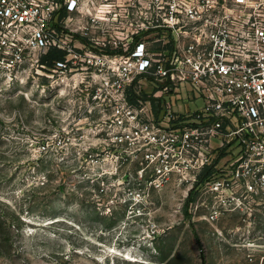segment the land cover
<instances>
[{"label": "built area", "instance_id": "built-area-1", "mask_svg": "<svg viewBox=\"0 0 264 264\" xmlns=\"http://www.w3.org/2000/svg\"><path fill=\"white\" fill-rule=\"evenodd\" d=\"M51 48L112 107L106 137L151 186L198 188L213 165L207 190L264 193V0H0V66Z\"/></svg>", "mask_w": 264, "mask_h": 264}, {"label": "rangeland", "instance_id": "rangeland-1", "mask_svg": "<svg viewBox=\"0 0 264 264\" xmlns=\"http://www.w3.org/2000/svg\"><path fill=\"white\" fill-rule=\"evenodd\" d=\"M44 54L0 66V264H264V193L151 186L96 87Z\"/></svg>", "mask_w": 264, "mask_h": 264}, {"label": "trees", "instance_id": "trees-1", "mask_svg": "<svg viewBox=\"0 0 264 264\" xmlns=\"http://www.w3.org/2000/svg\"><path fill=\"white\" fill-rule=\"evenodd\" d=\"M65 59V51L58 49V48H51L46 54H44L41 58V63L50 67H53L58 60ZM132 101H135L134 98L131 99ZM214 172L213 165H209L205 168L203 171L200 180L197 182V185L200 183L205 182L208 178L211 177V175ZM193 199L192 191L189 195L188 202H190Z\"/></svg>", "mask_w": 264, "mask_h": 264}]
</instances>
